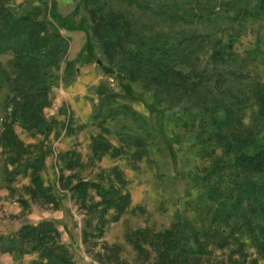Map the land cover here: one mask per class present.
I'll return each mask as SVG.
<instances>
[{"label":"rangeland","instance_id":"374dc122","mask_svg":"<svg viewBox=\"0 0 264 264\" xmlns=\"http://www.w3.org/2000/svg\"><path fill=\"white\" fill-rule=\"evenodd\" d=\"M105 1L109 9L127 15L145 34L162 31L173 41L192 31L207 35L205 47L192 58L197 57L194 67L210 78L204 81L202 93L223 107L211 112L214 107L207 111L194 104L159 103L142 83L125 78L92 37L83 0H10L16 17L55 4L58 13L70 21L60 27L68 40L64 60L41 83L48 92L43 128L29 131L14 124L23 145L20 155L0 143V264L41 262L36 252L17 257L4 251L2 243L23 226L42 221L54 223L77 264H166L168 260L162 257L167 254L162 251L171 238L179 236L178 222L197 229L208 248L205 256L189 264H217L231 255L239 260L235 264H248L255 258L264 264V256L243 231L236 234L244 244L243 252L236 251L240 243L232 239L227 247L216 245L217 232L225 230L226 236L228 228L212 222L218 205L205 197L210 186L224 191L231 186L232 154L219 139L239 136L245 130L253 134L262 126L254 138L257 146L264 143V122L257 119L259 107L250 92L255 82L264 84V16L255 12L257 0ZM173 16L178 17L176 21L170 19ZM215 40L230 44L225 54L236 56L231 66L215 65L210 59ZM11 59V53L3 54L0 63L10 70ZM69 61L72 70L66 72ZM179 66L185 71L190 68ZM230 68L246 74L247 79L235 81L225 72ZM8 94L9 87L4 86L0 90V133L8 112ZM230 104L232 122L219 128L213 119H224ZM126 136L143 138L145 151L127 144ZM34 171L43 188L49 187L53 203L32 192ZM82 181L99 185V189H88L85 200L73 190ZM104 200L111 206L105 208ZM100 210L105 211L102 223ZM167 232L171 237L165 236ZM184 243L191 245L192 238Z\"/></svg>","mask_w":264,"mask_h":264},{"label":"trees","instance_id":"16d2710c","mask_svg":"<svg viewBox=\"0 0 264 264\" xmlns=\"http://www.w3.org/2000/svg\"><path fill=\"white\" fill-rule=\"evenodd\" d=\"M9 1L0 0V58L3 54H12L10 70L0 63V90L4 86L9 87L5 101L8 112L2 123L0 143L4 142L3 147L6 150L20 155L24 152L23 145L16 137L14 124L18 122L29 131H40L43 128L45 119L42 111L48 105V92L41 83L50 78L53 70H58L64 60L68 51V40L61 34L60 27L70 19L62 17L55 4L45 8L36 7L29 13L16 17L8 5ZM83 3L91 20L92 37L99 43L110 65L118 68L128 80L142 83L144 88L153 92L157 102L170 106L194 104L207 111L214 107L211 112L223 107L222 104L215 106L216 101L208 100L202 93V86H206L204 81H209L210 78L204 76V70L199 72L194 67L197 66V57L194 61L192 57L205 47L207 35L192 31L173 41L162 31L145 34L134 26L127 15L109 9L105 0H83ZM146 8L149 9L148 6ZM254 8L256 14L264 16V0H257ZM177 18L173 16L170 19L176 21ZM228 47L230 44L222 40L213 42L210 59L215 65L231 66L236 60L234 55L226 56L225 49ZM184 64L190 66L188 71L179 68V65ZM65 70H72V62H67ZM225 72L235 81L247 79L246 74L239 73L235 68ZM253 85L250 92L259 107L257 119L264 122V84L255 82ZM241 99L245 100V97ZM225 109L227 114L224 119H213L219 128L229 126L232 122V105ZM261 129L262 126L255 132L259 133ZM255 132L251 134L252 132L245 130L239 136L219 139L226 152L232 154L231 186L228 191L210 186L205 197L218 205L212 222L224 223L226 229L228 228L226 236L225 230L217 232L216 245L220 248L227 247L229 239H232L240 243L236 251L243 252L244 244L236 235L243 231L251 236L257 253L264 256V143L257 146ZM102 141L108 143L104 139ZM126 143L138 148L140 152L146 149V142L140 137L126 136ZM252 147L256 149L251 150ZM12 157L11 164L15 165L16 161ZM31 168L37 169L35 165ZM14 171L19 172L16 168ZM33 174L32 192L42 195L46 202L53 203L55 198L48 192L49 187L43 188L40 176L35 171ZM90 188L99 189V185L82 181L73 186L74 192L82 200L87 199ZM100 194L104 196L103 189H100ZM128 198L123 197L120 203ZM103 204L106 205L105 208L111 206L108 200H104ZM99 214L102 223L105 211L100 210ZM177 224L175 229L178 228L180 234L175 239L171 238L163 249L162 252L167 255L162 260H168L166 264H189L205 256L208 248L206 242H202L198 230L189 223ZM188 227L191 228L186 234L183 229ZM171 235V232L165 234L168 237ZM188 238H192L191 245L181 244ZM2 247L4 251L12 252L17 257L36 252L41 258L39 264H77L72 253L60 241V232L51 221L23 226L15 237L4 239ZM242 257L245 260L247 255ZM237 262L239 260L231 255L228 260H219L217 264ZM248 264H258V260L251 259Z\"/></svg>","mask_w":264,"mask_h":264}]
</instances>
